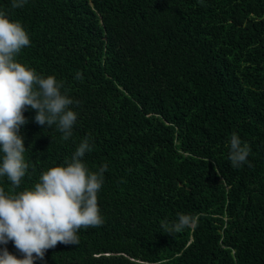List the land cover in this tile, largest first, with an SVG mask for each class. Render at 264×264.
<instances>
[{"label":"trees","instance_id":"16d2710c","mask_svg":"<svg viewBox=\"0 0 264 264\" xmlns=\"http://www.w3.org/2000/svg\"><path fill=\"white\" fill-rule=\"evenodd\" d=\"M11 4L0 11L30 38L16 61L62 83L77 114L64 141L26 106L28 168L15 193L66 166L85 137L89 171L108 166L103 225L34 264H264V0ZM233 133L251 148L236 168ZM0 187L11 192L7 177ZM180 214L193 223L170 232Z\"/></svg>","mask_w":264,"mask_h":264},{"label":"clouds","instance_id":"9594fccd","mask_svg":"<svg viewBox=\"0 0 264 264\" xmlns=\"http://www.w3.org/2000/svg\"><path fill=\"white\" fill-rule=\"evenodd\" d=\"M27 0H12L11 7H24ZM30 38L19 22H11L0 11V177H7L11 192L0 187V245L10 241L22 255L18 259L6 247L0 249V264H34L43 260L48 249L58 243L78 245L81 228L102 226L104 220L98 207V192L103 185V173L90 172L82 158L91 151L88 137L77 147L66 166H56L43 172L31 190L15 193L26 174L23 138L20 129L27 123L26 106L35 110L38 125L55 126L67 141L73 135L77 114L71 109L74 101L61 92L63 84L53 76L37 75L17 62L15 57ZM76 79H83L79 72ZM251 148L242 143L236 133L230 140L229 160L232 167L247 161ZM193 218L180 214L169 231L180 232L190 227ZM167 227V224H165Z\"/></svg>","mask_w":264,"mask_h":264}]
</instances>
